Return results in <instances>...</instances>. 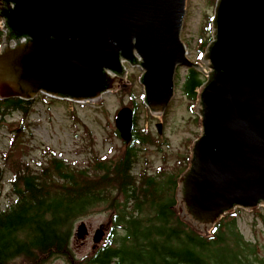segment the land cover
<instances>
[{
    "label": "water",
    "instance_id": "95a60500",
    "mask_svg": "<svg viewBox=\"0 0 264 264\" xmlns=\"http://www.w3.org/2000/svg\"><path fill=\"white\" fill-rule=\"evenodd\" d=\"M186 1L0 0V99L44 92L94 101L114 88L106 70L122 76L121 59L136 63L138 54L145 102L162 113L176 68L195 66L180 37ZM210 26L213 40L201 60L208 79L194 102L200 131L186 152L192 155L176 205L203 233L234 207L264 203V0H217ZM115 125L130 141L133 111L121 108ZM86 234L81 222L75 236Z\"/></svg>",
    "mask_w": 264,
    "mask_h": 264
},
{
    "label": "trees",
    "instance_id": "16d2710c",
    "mask_svg": "<svg viewBox=\"0 0 264 264\" xmlns=\"http://www.w3.org/2000/svg\"><path fill=\"white\" fill-rule=\"evenodd\" d=\"M209 31L210 22L197 40L199 54L211 40ZM205 81L198 68L189 67L181 91L194 102ZM35 101L0 99V126L5 125L7 116L21 115L17 123H7L8 146L0 151V264H45L60 256L67 264L259 261L253 259V247L235 225V211L222 216L207 233L179 216L176 190L178 178L188 166V155L178 154L171 167L164 162L154 171L144 158L134 171L141 162L142 147L161 145L149 128L136 127L132 142L123 150L110 156L93 155L84 166L58 158L53 150H42L37 160H26L28 129L34 124L27 120ZM6 170L11 173L8 196L13 199L3 208ZM99 209L109 214L110 231L103 244L77 258L69 249L73 226Z\"/></svg>",
    "mask_w": 264,
    "mask_h": 264
},
{
    "label": "rangeland",
    "instance_id": "374dc122",
    "mask_svg": "<svg viewBox=\"0 0 264 264\" xmlns=\"http://www.w3.org/2000/svg\"><path fill=\"white\" fill-rule=\"evenodd\" d=\"M215 2L216 0L186 1V12L180 37L185 46L188 60L201 66L202 62L196 44L204 32L206 24L211 21L208 18L214 15ZM9 44L13 46L11 41ZM127 67L128 73L124 78V87L120 85L116 87L117 89L107 91L94 101L85 100L77 104H70L38 96L32 105L33 111L30 112L28 120L26 119L29 122H34L28 129L27 136L30 147L26 160H37L41 157L42 150L49 152L48 148H50L67 162L84 166L90 156L102 157L123 150L122 141L115 134L114 117L120 108L133 106V101L136 104L137 126L144 129L149 128L155 137L159 138L158 135H160L162 142H167V145L161 146V150L149 147L142 151L141 162L135 166L134 171L139 169L144 158L148 159L151 171H154L162 164L161 155L163 153L167 154L166 165L169 167L177 161V154L185 156L188 147L200 131L194 111L195 101H190L180 88L189 66L180 65L176 68L174 93L162 113L152 112L147 104H144V89L140 80L143 73L141 65H128ZM204 70L207 71L205 68ZM20 116L19 112L9 115L6 117L5 125L0 126V151H4L8 146L10 133L7 123H17ZM158 122L162 123V134L157 132L156 124ZM10 179L11 173L6 170L1 197L3 208L13 199L12 196H8ZM234 211L236 212L234 215L236 227L243 239L249 242L254 249L253 259L261 260L264 264V203L252 209L235 207L229 212ZM80 220L85 222L88 233L81 240L71 237L69 244L70 250L77 258L90 253L94 245L93 234L96 229L108 224L109 214L99 209ZM80 220L75 222L72 231ZM182 220L187 221L186 219ZM100 244L102 242L98 245ZM259 261L256 264H261ZM45 264L67 263L64 257L60 256L50 259Z\"/></svg>",
    "mask_w": 264,
    "mask_h": 264
},
{
    "label": "bare ground",
    "instance_id": "6f19581e",
    "mask_svg": "<svg viewBox=\"0 0 264 264\" xmlns=\"http://www.w3.org/2000/svg\"><path fill=\"white\" fill-rule=\"evenodd\" d=\"M21 131V130H20Z\"/></svg>",
    "mask_w": 264,
    "mask_h": 264
}]
</instances>
